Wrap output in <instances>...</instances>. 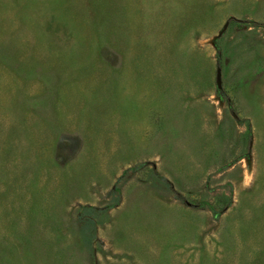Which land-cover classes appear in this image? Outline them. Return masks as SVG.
<instances>
[{"label": "rangeland", "instance_id": "obj_1", "mask_svg": "<svg viewBox=\"0 0 264 264\" xmlns=\"http://www.w3.org/2000/svg\"><path fill=\"white\" fill-rule=\"evenodd\" d=\"M0 264H264V0H0Z\"/></svg>", "mask_w": 264, "mask_h": 264}, {"label": "water", "instance_id": "obj_2", "mask_svg": "<svg viewBox=\"0 0 264 264\" xmlns=\"http://www.w3.org/2000/svg\"><path fill=\"white\" fill-rule=\"evenodd\" d=\"M215 83L217 85V87H219V71L218 69H216V73H215Z\"/></svg>", "mask_w": 264, "mask_h": 264}]
</instances>
